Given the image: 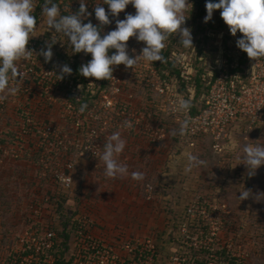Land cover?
I'll list each match as a JSON object with an SVG mask.
<instances>
[{
	"label": "built area",
	"instance_id": "built-area-1",
	"mask_svg": "<svg viewBox=\"0 0 264 264\" xmlns=\"http://www.w3.org/2000/svg\"><path fill=\"white\" fill-rule=\"evenodd\" d=\"M56 1L67 13L80 8V0ZM85 2L92 13L86 20L99 25L94 7L103 0ZM191 2L194 8L195 0ZM102 6L108 11L107 5ZM135 11L129 5L118 19ZM110 19L112 23L103 27L105 32L116 27V18ZM39 43L34 36L30 39L27 47L33 53L19 62L22 76L10 81V87L18 91L0 95L1 117L7 115L11 103L18 124L0 128V167L7 162L30 161L36 164L44 184H40V196L28 203L27 228L17 235L11 252L4 255L0 264H191L181 255L180 247L170 249L153 234L133 235L124 228L98 230L87 207L67 213L63 198L75 191L79 161L101 160L104 146L115 132L142 136L158 145L169 134L164 117L178 126L188 119L191 123L187 136H210L214 148L223 151L221 143L231 138L241 124L246 133L263 125L264 58H247L237 46L229 54H222L217 64L210 65L201 76L208 90L203 95L204 106L194 114L193 108L187 113L175 110L178 101L186 97L171 71L159 69L156 62L141 59L133 68L119 65L111 80L77 76L73 69L70 76L60 80L57 73L61 67L45 61ZM144 47L135 38L128 41L132 56L141 54ZM78 57L80 67L92 59L91 54L84 52ZM194 57V53L180 51L170 58L193 91L197 74ZM75 64V59H71L70 65ZM136 88L152 92L160 101L141 109L136 104ZM85 103L88 108L82 113L80 108ZM153 191V187L148 188L149 194ZM187 215L197 219L206 212L193 204ZM64 217L72 219L66 229ZM63 232L68 236H63ZM200 234L204 236L205 232ZM190 247L197 248V244Z\"/></svg>",
	"mask_w": 264,
	"mask_h": 264
},
{
	"label": "clouds",
	"instance_id": "clouds-1",
	"mask_svg": "<svg viewBox=\"0 0 264 264\" xmlns=\"http://www.w3.org/2000/svg\"><path fill=\"white\" fill-rule=\"evenodd\" d=\"M87 4L85 0H80L79 10L70 15H62L60 6L53 0H46L42 9L49 29L66 36L74 53L91 54L92 59L80 68L84 77L111 80L119 65L133 68L141 59L149 63L165 62L162 52L165 42L173 34L179 35L184 48H194L192 29L185 26L190 18L187 13L193 9L191 0H103L102 4L94 7L99 25L84 23L92 16ZM102 5H107L108 11ZM129 5L136 10L135 14L129 13L125 19H118ZM34 8L35 0H0V93L15 94L18 91L10 87V81L22 76L19 62L30 58L33 53L27 46L37 24ZM217 10H221V17L233 36L238 32L243 34L237 41V47L252 60L264 58V0H208L204 23L210 22ZM110 17L116 18V27L103 35V27L112 23ZM131 38L145 44L141 54H129L128 41ZM54 44L49 43L46 50H41L40 55L46 62L53 58ZM113 49L115 52L109 55ZM132 51L135 53V49ZM57 74L61 80L65 75L72 74V68L63 65ZM192 106L190 100L180 99L175 110L187 113ZM87 108L86 103L82 104L80 111L83 113ZM190 123L185 119L178 132L173 131L171 135H186ZM131 126L129 122L128 127ZM126 146L121 133L115 132L110 136L102 155L107 177L124 178L129 174L128 166L118 160ZM243 152V164L248 169V175L254 176L264 166V145H244ZM205 163L199 156L190 155L185 172H191ZM131 176L137 181L145 179V174L139 171L132 172ZM240 193L241 201L250 196L249 190L244 189Z\"/></svg>",
	"mask_w": 264,
	"mask_h": 264
},
{
	"label": "rangeland",
	"instance_id": "rangeland-1",
	"mask_svg": "<svg viewBox=\"0 0 264 264\" xmlns=\"http://www.w3.org/2000/svg\"><path fill=\"white\" fill-rule=\"evenodd\" d=\"M37 3L35 0V5ZM107 33L109 32L103 30L102 34ZM32 36L42 40L47 36L56 41L52 51L59 58L57 65L60 67L67 65L62 58L63 52L74 54L70 42L68 46L65 43L67 49H61L60 40L66 36L49 29L43 13ZM41 48L44 50L46 47L42 44ZM135 91L136 104L141 109L160 101L148 90L136 88ZM194 97L195 94L192 95V98ZM203 102L201 97L197 105L202 107ZM248 133L246 128L235 130L222 156L212 157V151L206 150L207 144L203 145V154L200 150L192 151L189 146L184 145L186 149L183 147L182 151L174 155L179 159L181 169L174 173L170 169L171 175L167 181L175 183L176 179L180 181L181 195L176 197L181 200L179 208L176 209V217L167 218L163 222L165 231L161 232L160 241L170 249L180 247L181 255L191 264H264V166L259 168L254 176H249L248 169L243 164L244 145H264V128L253 134ZM170 137L168 135L166 139ZM193 154L206 163L193 168L191 172H185L188 157ZM25 164L10 162L7 166L0 167V240L6 234L10 235L8 236L10 240L11 236L17 238V235L27 228L28 203L33 197L40 196L43 189L40 184L44 182L38 175L36 164L32 163L30 166ZM152 184L155 186L153 193L156 194V185L159 183ZM76 188L71 195L63 198L65 204L70 206L67 207V213L80 212L81 208L85 209L86 205H89L88 201L98 199L91 197V190H88L86 196L78 186ZM244 189L250 191V196L247 200L241 201L239 195ZM171 191L178 193L177 188ZM84 200L86 205L82 203ZM193 204L205 210L206 215L197 219L188 217V208ZM70 208L72 209L69 210ZM89 212L92 213V210ZM112 227L126 228L121 222ZM135 229L138 230L140 227ZM183 229L187 230L186 234H183ZM202 232H205L204 236L200 234ZM195 243L197 248L190 247Z\"/></svg>",
	"mask_w": 264,
	"mask_h": 264
},
{
	"label": "crops",
	"instance_id": "crops-1",
	"mask_svg": "<svg viewBox=\"0 0 264 264\" xmlns=\"http://www.w3.org/2000/svg\"><path fill=\"white\" fill-rule=\"evenodd\" d=\"M1 94L6 95L7 93ZM13 110L14 107L10 103L7 113L11 120L8 119L4 122L0 115L2 120L0 124L8 123L18 126L16 116L12 115ZM121 135L126 140L127 146L118 160L128 166L129 174L124 178H109L105 175V164L102 159L95 163L80 160L76 187L78 186L86 196L88 190H91V197L96 199L98 197L97 201H88L89 205H86V200L82 203L87 206L88 211L92 210L100 231H110L112 226L121 222L133 235L137 234L136 232L145 231L161 233L163 230L165 231L163 222L167 218L176 217V209L179 208L181 200L176 197L181 195L180 181L178 179H176V183L167 181L171 170L174 173L181 169L178 164L179 159L174 157L179 150L171 142V139L160 146H155L142 136ZM21 162H25L27 166L32 164L30 161L16 163ZM136 171L143 172L145 179L142 181L133 179L131 173ZM155 182L159 183L155 184L157 186L156 194H154L155 186L152 184ZM148 187H153L154 193L149 194ZM175 188L178 193L171 191ZM63 207L70 206L63 205ZM139 227L140 229H135Z\"/></svg>",
	"mask_w": 264,
	"mask_h": 264
},
{
	"label": "trees",
	"instance_id": "trees-1",
	"mask_svg": "<svg viewBox=\"0 0 264 264\" xmlns=\"http://www.w3.org/2000/svg\"><path fill=\"white\" fill-rule=\"evenodd\" d=\"M37 1H38V3L35 5V10L33 12V15L36 17V20H37L36 25H38L39 17H41V14L43 13L42 9L46 3V0H37ZM53 2H55L59 5V2L56 0H53ZM207 2H208V0H195V6L192 9V12L190 11L187 13V15L190 16V18L187 20L185 26L192 29V35L194 37V48H189V49L184 48L179 41L180 37L177 34H173L165 42L166 47L163 49V52H162L163 56L166 58L165 62H156L159 69L171 71L173 77L175 79H177L179 86L181 88V92L186 97V99L190 100V98L192 97V93L193 92L195 93V97L190 100L192 102V105H193L192 108H193L194 114L199 112L201 106L197 105V103H199V101L201 100V97L203 100V95L205 94L206 90H208L206 85L201 80L202 74L207 73L209 71L210 65L215 66L222 54H224V55L229 54L234 49V47L237 46L238 39L242 38V35H243L242 33H239V32L237 33L236 36H233L231 34L229 26L225 24V22L223 21V19L221 17V10H217L214 12L213 19L210 22L204 23V18L207 15V11H206V3ZM213 2H216V0H213ZM61 9H62V11H61L62 15H70L71 14V13L65 12V10L63 8H61ZM88 22H90V21L89 20L84 21V23H88ZM48 41L51 43L56 42V41H54L51 38H48L46 36V38L43 40L39 39V42H40L39 46L40 45L42 46V44H44L46 47L44 50H46L47 45L49 44V43H47ZM69 42H70V40L67 37L62 38L60 40V43H59L61 49H65V48L67 49V47L65 46V43L68 46ZM229 44H232V45L230 46ZM55 45H56V43H55ZM41 46H40V49L43 50L41 48ZM180 51L186 52L189 55L191 53H194L196 56L192 60L194 68L197 71V74H195V77H194L195 83H196L194 86V88H195L194 91L192 90L191 87H189L187 84H185L183 82L182 72L178 68H176L175 63L170 61L172 54L174 52H180ZM114 52H115L114 49L111 50L110 55L113 54ZM74 54L70 55L66 51V52H63V55H62V53L60 52V55H62V58L65 59V63L73 69V72L77 76H80V68L81 67H80V58L78 57V55L80 53H76V55H74ZM245 55L247 56V53H245ZM247 58H249V57L247 56ZM58 59L59 58L57 56H55L52 58L50 63L57 65V63H59ZM71 59H75V61H76V64L74 66L70 65ZM58 66H60V65H58ZM0 113H1V111H0ZM6 114L7 115H5L4 118L1 117V118H3L4 122H5V120L10 119L7 111H6ZM13 114L16 115L15 109L12 112V115ZM0 121H2V120L0 119ZM164 122H165V124L167 126V130L169 132L168 135L171 136L170 137L171 142L176 146V148L179 151H182L183 147H184V149H186L184 145H187L191 148L192 151L197 152L198 150H200L201 154H203V152H204V146L203 145L207 144L208 147L206 150L208 151V149H209L212 151V152L210 151L212 154V157H215L216 155L222 156V154H225L224 151L226 149L227 143L231 140V138H229L227 141H224L221 143L222 148H224L223 151L216 150L214 148L215 142L210 136H208V137H197V138H190L189 136H187V134L186 135L177 134V135L173 136V135H171V133L173 131L178 132L179 126L175 125L169 119V117H164ZM241 125L242 126L240 128L243 129V127H245V126H243L244 124H241ZM7 126L16 127L14 124L13 125H9V124H3L2 125V124H0V128H4V127L7 128ZM262 128H264V124L259 126L256 129L250 131L249 133L253 134L256 131L261 130ZM243 132H245V130H243ZM9 137L10 136H7V138H9ZM166 142H167V139H165L162 143L155 145V146H160ZM69 218H73V217L70 216ZM71 220L72 219H67L65 217L62 219L64 229H66L68 227V224H69V222H71ZM124 229H126V228H124ZM126 230H128V229H126ZM140 233H143V232H139L137 234H140ZM149 234H153V236L156 239L160 240L161 233L157 234V233H150L149 232ZM65 235L68 236V234L66 232H63V236H65ZM8 236H10V235L6 234L5 237H3L0 240L1 241L0 242V260L2 258H5L4 255L6 253L11 252L10 247L14 244L13 242H15V240H16L15 236H11V239L13 240V242H12V240H10L9 239L10 237H8ZM223 254H225V252H223Z\"/></svg>",
	"mask_w": 264,
	"mask_h": 264
}]
</instances>
